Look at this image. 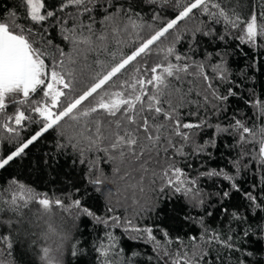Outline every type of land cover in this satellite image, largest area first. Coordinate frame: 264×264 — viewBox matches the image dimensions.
Returning a JSON list of instances; mask_svg holds the SVG:
<instances>
[{"label": "trees", "instance_id": "16d2710c", "mask_svg": "<svg viewBox=\"0 0 264 264\" xmlns=\"http://www.w3.org/2000/svg\"><path fill=\"white\" fill-rule=\"evenodd\" d=\"M65 2L44 0L45 10L56 12V16L46 21L42 28L36 27L40 31L47 29L44 38L51 41L49 51L58 59L61 58L59 50H62L66 61L69 56L75 61L69 65L75 71L74 92L69 93L71 99L85 91L94 77L110 70L144 39L175 19L188 0L180 4L178 0H97L90 5L91 12L76 20L68 19L65 25L66 28L75 25L84 37L91 36L90 45L78 47L64 38L67 33L62 34L58 22L68 13L77 12L74 7L61 11ZM216 2L226 10H235L243 19L256 14L260 21L264 11V0ZM118 11L128 13L143 27L113 35L111 27L101 21ZM11 12L17 14L18 22H24L22 0H0V21L8 19ZM194 12V17L179 21L176 28L162 38L164 42L159 47H174L176 54L187 58L176 61L174 55L169 56L172 63H187L193 68L203 63L218 95H228L229 89L236 93L221 102L211 96V90L198 76L181 73L180 80H173V85L180 89L173 97L174 105L179 104V95L186 94L185 99L189 101L179 108L180 120L202 126L183 129L189 135L187 142L173 136L176 147L183 146L185 155H175V150L170 148L168 159L169 162L174 160L188 177L197 180L196 187L201 191L203 203L194 207L190 199L171 188L159 190L163 184L161 167L167 166L163 151L158 157L160 163L152 159L145 173L139 170L138 164L127 159L123 163L110 159L118 155L111 150L104 152L95 147L89 150L87 141L79 137L69 142L67 137L74 133L67 127L63 136L61 129H50L0 169V197L3 199H11L16 187L11 182L16 180L37 193L47 194L53 202L50 210L30 203L16 212L7 204H0L4 208L0 212V237H8L12 245L9 249L7 243L0 242L3 264H46L44 248L49 249V256L55 258L56 264H112L113 261L116 264H171L164 249L172 253L187 251L191 256L194 249L191 237L197 238L199 247L196 250L205 253L195 257V264H264V165L259 162L258 143L247 142L253 139L251 136L240 142V133L233 128L236 120L257 133L264 126V117L258 115L259 110L253 105L256 100L264 102V41H258L257 46L241 43L234 38L241 34L239 28L226 30L222 23H214L212 17ZM89 24L92 33L88 32ZM101 34L107 39L99 40ZM163 58L164 53L157 55L155 52L144 57L146 63L141 62V78L152 75L146 69ZM46 62L52 63L51 59ZM217 64L227 70L225 80H220L213 72ZM133 75L135 73L130 71L121 79L130 80ZM206 94L207 102L204 100ZM94 103L90 97L80 107ZM12 110L9 106L8 111ZM93 116L111 119L102 111ZM33 119L41 120L39 116ZM86 120L91 118H82L80 126ZM217 125L227 130L218 132ZM12 127L16 128L15 134L0 127V159L40 131L41 124L25 121L22 126L13 124ZM88 127L94 129V124L89 122ZM73 144L77 147L73 148ZM116 167L119 172L114 171ZM213 171L231 175L239 191L223 176L201 175ZM96 179L102 183L94 184L92 181ZM226 191L229 196L225 198ZM245 193H252L256 202L248 200ZM57 199L62 201V207L55 205ZM75 201L80 202L79 207L75 206ZM233 213L239 218H234ZM145 228L152 229L155 240H150L142 231ZM205 228L210 231L205 233ZM202 234L205 240L200 239ZM214 235L234 247L222 246L212 239ZM157 243L161 247H156ZM104 251L107 256L102 255Z\"/></svg>", "mask_w": 264, "mask_h": 264}, {"label": "snow or ice", "instance_id": "6c2138e0", "mask_svg": "<svg viewBox=\"0 0 264 264\" xmlns=\"http://www.w3.org/2000/svg\"><path fill=\"white\" fill-rule=\"evenodd\" d=\"M95 2L97 0H66L60 7L61 11L68 7L77 9L75 14L68 13L67 17L58 21L62 34L67 33L64 38L70 40L74 46L90 45L92 43L91 36L84 37L75 25L71 28H66L65 25L68 23V19L76 20L80 15L91 12L90 5ZM180 3L182 0H178V4ZM22 6L24 22H18L19 17L15 12L9 13L8 19L0 21V120L3 121L0 123V127L15 134L16 128L12 125L22 126L25 121H28L40 123L41 129L6 158L0 159V169L20 156L43 133L59 128L61 129L60 134L63 136L66 134L64 129L67 127L74 133L67 137L69 142L79 137L87 141L89 150L93 147L104 152L111 150L118 155L112 156L110 159H119L121 163L127 159L138 164L139 170L145 173L149 171L152 159H155L157 164L160 163L158 157L163 151L167 166L161 167L160 178L163 184L159 190L163 192L165 187H168L175 193H180L190 199L194 207L202 204L201 191L196 187L197 180L188 177L183 169L176 166L174 160L169 162L168 159L170 148L175 150V155H185L183 146L176 147L173 136L187 142L189 135L183 129L202 126L201 124L183 123L180 120L179 108L189 101L185 99L186 94L179 95L177 96L179 104L174 105L173 97L180 93V89L173 85V80H180L181 73L198 76L205 82L207 89L211 90V96L221 102L227 101L229 95H236V93L229 89L228 95H218L212 83L209 82L211 78L206 74L203 63L195 64L194 68L193 65L187 63L183 65L172 63L168 60L169 56L174 55L176 61L187 58L176 54L174 47L169 46L165 49L160 48L159 45L163 44L162 38H165L170 30L176 28L179 21L194 17V10H196L212 17L214 23H222L226 30L239 28L241 34L234 38L241 43L257 46L258 41H264V11L261 13L260 21L256 14H251L249 18L243 19L235 10H226L221 7V4L216 0H188L187 3L182 4L175 19L170 20L166 26L144 39L138 47L113 65L110 70L94 77V82L85 91L70 99L69 93L74 92L75 71L69 65L75 61L70 56L66 61L63 58L65 54L62 50H59L61 58L58 59L49 51L51 41L44 38V32L47 29L40 31L36 27L41 26L42 28L46 21L56 16V12L45 10L44 0H22ZM101 23L110 26L113 35L143 27L131 15L119 11L106 15ZM241 25H243L242 28ZM80 28H83V24L80 25ZM88 32L92 33L91 24L88 25ZM204 34L208 35L209 33L205 32ZM98 39L103 41L107 39V36L101 34ZM221 39L224 37L222 36ZM154 52L157 55L164 53V58L146 69L152 75L143 79L141 78V62L146 63L144 57L152 55ZM48 59H51V64L46 62ZM129 65L132 67L129 68ZM190 68H193V71L190 72ZM212 70L220 80L226 79L227 70L220 64L215 65ZM130 71L135 73L130 80L121 79L122 75H126ZM90 97L95 100V103L80 107ZM204 100L208 101L207 94L204 96ZM253 105L258 108V115L264 117V102L256 100ZM9 106L13 108L11 112L8 111ZM101 111L105 117L111 119H100L98 116H93ZM34 116H39L41 120H34ZM82 118H91V120H86L83 126H80ZM89 122L94 124V129L88 127ZM233 128L240 133V142H245L251 136L253 139L247 140V142L258 143L259 162L264 165V126H261L257 133L240 120H236ZM226 130L217 125L218 132ZM257 135H259L258 140H256ZM104 142H107L106 145L101 147ZM72 146L76 148L77 144ZM81 153H83V149H81ZM114 171L119 172V167H116ZM153 174L155 175V172ZM201 175L223 176L224 180L233 181L231 175L221 172L213 171L201 173ZM92 182L94 184L102 183L99 179ZM11 183L16 186L12 191L11 199L5 200L0 197V204H7L13 212L18 211L21 207H28L30 203H38L45 210L51 209L53 202L47 198V194L37 193L16 180ZM231 187L239 191L234 182L231 183ZM140 191L143 192L144 188L141 187ZM111 192L110 189L109 194ZM223 196L228 197L229 192H224ZM245 197L252 203L256 202V197L252 193H245ZM54 203L56 206H63L62 201L58 199ZM74 204L76 207L80 206L79 201H75ZM2 211L4 208L0 207V212ZM225 211L227 210L225 209ZM88 214L91 215V213ZM232 215L234 218H239L236 213ZM128 223L131 224V221ZM133 230L141 231L139 228H133ZM142 231L148 234L150 240H155L151 228H145ZM209 231L208 228H205V233ZM164 235L167 236V233ZM190 239L194 245L191 256L187 251L177 250L172 253L164 249V255L171 259V264H195V257L205 254L196 250L199 247L196 244L197 238L191 237ZM200 239L205 240V236L202 234ZM212 239L224 247H234L227 241H221L218 235H214ZM228 239L231 240V237ZM0 242L7 243L9 249L12 246L8 242V237H0ZM178 242L183 243L182 241ZM156 247H161V245L157 243ZM43 252L46 264H56L55 258L49 256L48 248H44ZM102 255L107 256L108 253L104 251ZM0 264H3V261H0ZM112 264H116V262L113 261Z\"/></svg>", "mask_w": 264, "mask_h": 264}]
</instances>
